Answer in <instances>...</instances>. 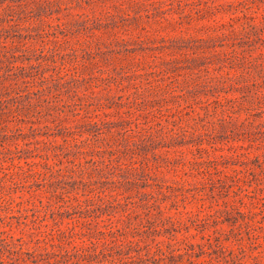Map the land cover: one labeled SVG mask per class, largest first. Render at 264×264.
Segmentation results:
<instances>
[{"label": "rangeland", "instance_id": "1", "mask_svg": "<svg viewBox=\"0 0 264 264\" xmlns=\"http://www.w3.org/2000/svg\"><path fill=\"white\" fill-rule=\"evenodd\" d=\"M0 264H264V0H0Z\"/></svg>", "mask_w": 264, "mask_h": 264}]
</instances>
